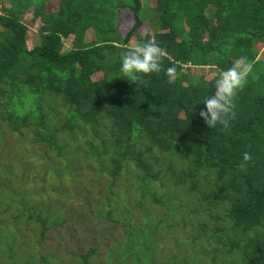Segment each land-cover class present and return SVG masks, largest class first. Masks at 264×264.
<instances>
[{
  "label": "trees",
  "instance_id": "obj_1",
  "mask_svg": "<svg viewBox=\"0 0 264 264\" xmlns=\"http://www.w3.org/2000/svg\"><path fill=\"white\" fill-rule=\"evenodd\" d=\"M50 1H58L57 11L46 12ZM8 4L0 12V98L10 103L3 107L9 127L29 119L37 127V140L60 150L57 136L64 131L73 136L84 128L99 139L96 127L106 112L114 145L124 146L123 152L115 148L110 153L113 181L127 163L138 170L142 185L154 179L146 153L131 150L136 135L161 153H187V170L179 182L189 193L198 191L202 202L227 203L231 230L246 241L241 264H264V60L257 59L256 49L264 44V0H156L149 18L153 33L143 38L137 31L143 24L140 0H8ZM29 8L33 19L41 22L39 42L32 49L27 48L28 28L22 22ZM118 8L133 15L132 28L124 37L116 31ZM89 29L92 41L86 37ZM69 38L71 47L64 50L63 40ZM134 38H152L168 53L162 71L142 77L138 84L120 71L121 57ZM241 56L254 68L238 94L236 117L227 131L219 125L211 129L200 116L203 101L214 92L219 71ZM212 65L216 73L209 80L190 72ZM169 67L176 68L173 83L165 75ZM100 72L102 77L93 79ZM50 97L67 110L57 127L39 115ZM99 140L101 145L90 152L96 157L105 152ZM244 152L253 159L241 171ZM32 210L27 209L29 219ZM41 231L43 239L48 228ZM251 231L254 237L249 238ZM93 252L91 248L82 255L83 264ZM47 256L40 258L41 264H49Z\"/></svg>",
  "mask_w": 264,
  "mask_h": 264
},
{
  "label": "rangeland",
  "instance_id": "obj_2",
  "mask_svg": "<svg viewBox=\"0 0 264 264\" xmlns=\"http://www.w3.org/2000/svg\"><path fill=\"white\" fill-rule=\"evenodd\" d=\"M155 1L140 0L143 24L137 31L142 38L153 33L149 18ZM3 7H9L8 0H0V12ZM58 7V1H50L46 12ZM22 22L28 28L27 48L32 49L39 42L41 22L33 19L31 8ZM133 22L129 9L118 8L116 31L121 37ZM86 35L93 40L92 30ZM70 39L63 40L64 50L70 49ZM137 42L134 38L128 45ZM256 49L257 59L264 60V44ZM190 72L209 80L216 70L197 67ZM101 77L100 72L93 79ZM47 99L49 105H43L39 115L53 127L60 126L67 110L59 101ZM8 103L0 98V264H41L46 254L49 264H83L82 255L91 248L95 252L87 264H241L246 241L231 230L226 216L229 205L202 202L198 191L189 193L179 182V175L187 170V153H161L136 135L131 150L146 153L155 177L142 185L138 170L127 163L113 181L110 153L115 148L123 152L124 146L114 145L106 112L96 127L105 152L96 157L90 152L101 143L88 129L73 136L66 131L59 134L57 150L37 140V127L29 119L9 127L3 108ZM29 207L33 208L30 219ZM42 227L48 228L43 239Z\"/></svg>",
  "mask_w": 264,
  "mask_h": 264
},
{
  "label": "clouds",
  "instance_id": "obj_3",
  "mask_svg": "<svg viewBox=\"0 0 264 264\" xmlns=\"http://www.w3.org/2000/svg\"><path fill=\"white\" fill-rule=\"evenodd\" d=\"M167 55V50L154 39H145L137 42L134 47L129 46L121 57L120 71L128 81L138 84L144 76L159 74ZM253 68L254 64L246 56H241L226 70L219 71L215 79V90L204 99L205 109L200 112L201 118L209 128L213 129L219 125L223 130H229L232 120L236 117L238 94L245 88ZM164 71L168 82L173 83L176 68L169 67ZM252 159L250 153L244 152L239 165L240 170H246Z\"/></svg>",
  "mask_w": 264,
  "mask_h": 264
}]
</instances>
